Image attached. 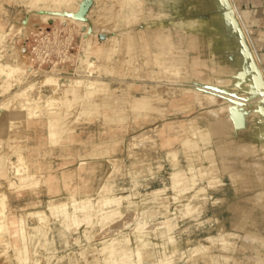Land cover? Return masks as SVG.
<instances>
[{
    "label": "rangeland",
    "instance_id": "1",
    "mask_svg": "<svg viewBox=\"0 0 264 264\" xmlns=\"http://www.w3.org/2000/svg\"><path fill=\"white\" fill-rule=\"evenodd\" d=\"M85 1L0 0V264H264V68L234 0Z\"/></svg>",
    "mask_w": 264,
    "mask_h": 264
},
{
    "label": "crops",
    "instance_id": "2",
    "mask_svg": "<svg viewBox=\"0 0 264 264\" xmlns=\"http://www.w3.org/2000/svg\"><path fill=\"white\" fill-rule=\"evenodd\" d=\"M264 68V0H234Z\"/></svg>",
    "mask_w": 264,
    "mask_h": 264
},
{
    "label": "bare ground",
    "instance_id": "3",
    "mask_svg": "<svg viewBox=\"0 0 264 264\" xmlns=\"http://www.w3.org/2000/svg\"><path fill=\"white\" fill-rule=\"evenodd\" d=\"M68 1H70V0H66L67 3H68ZM137 1H138V0H137ZM148 1H149V0H148ZM150 1H151V0H150ZM155 1H156V0H155ZM158 1H159V0H158ZM158 1H157V2H158ZM161 1H163V0H161ZM161 1H159V2H161ZM168 1H169V0H168ZM143 4H144V3H143ZM78 5H79V4H78ZM139 5H140V4H139ZM150 5H151V4H150ZM146 7H147V6H146ZM146 7H145V8H146ZM155 7H156V5H155ZM155 7H154V8H155ZM158 7H161V6H160V5H159V6L157 5L156 8H158ZM162 7H163V6H162ZM148 9H150V8H148ZM158 10H159V9H158ZM159 11H160V10H159ZM153 12H154V11H153ZM148 13H149V12H148ZM154 13H155V12H154ZM149 14H150V13H149ZM152 14H153V13H152ZM158 14H159V13H158ZM150 15H151V14H150ZM156 15H157V14H156ZM152 16H153V15H152ZM200 20H201V19H200ZM201 21H202V20H201ZM177 22H178V21H177ZM204 22H205V21H204ZM178 23H179V22H178ZM188 23H189V22H188ZM202 23H203V22H202ZM198 24H200V23H198ZM178 25L181 26L180 24H178ZM178 25H177V26H178ZM184 25H185V24H184ZM205 25H206V24H205ZM200 26H201V24H200ZM182 27H183V26H182ZM201 27H202V26H201ZM190 28H191V27H190ZM197 30H198V29H197ZM195 31H196V30H195ZM141 35H142V34H141ZM203 35H204V34H203ZM136 36H137V35H136ZM151 36H152V35H151ZM193 36H194V35H193ZM138 38H140V37H138ZM108 39H111V38L108 37ZM112 39H113V38H112ZM130 39H131V38H130ZM162 39H163V37H162ZM162 39H160V40H162ZM191 39H192V38H191ZM115 42H116V41H115ZM126 42H127V41H126ZM138 42H139V39H138ZM109 43H110V42H109ZM127 43H128V42H127ZM131 43H133V41H132ZM141 43H142V42H141ZM141 43H140V44H141ZM149 43H150V42H149ZM151 43H152V42H151ZM167 43H168L167 39L164 38V39L160 42V46L165 47V46H167ZM173 43H174V42H173ZM136 44H137V43H136ZM154 44H155V43H154ZM125 45H126V44H125ZM149 45H150V44H149ZM158 45H159V44H158ZM127 47H128V46H127ZM130 47H132V46H130ZM150 47H151V46H150ZM138 48H139V47H138ZM141 48H142V47H141ZM144 48H145V47H144ZM127 49H130V48H127ZM132 49H133V48H132ZM146 49H147V48H146ZM194 49H195V51L198 50L196 43H195V45H194ZM114 50H115V49H114ZM114 50H113V51H114ZM161 50H162V49H161ZM139 51H140V50H139ZM146 52H147V51H146ZM131 53H132V52H131ZM181 61H182V60H181ZM184 61H185V60H184ZM186 61H187V59H186ZM188 62H189V61H188ZM194 62H196V61H194ZM185 64H187V63H185ZM183 65H184V64H183ZM12 67H13V66H12ZM254 67H255V65H254ZM15 69H16V68H15ZM176 69H177V68H176ZM252 72H253V71H252ZM247 74L249 75V74H251V72H246V77H247V79H248V80H251V79H249V77L251 78V76H250V75L248 76ZM247 79H245V80L247 81ZM252 79H253V78H252ZM251 81H252V80H251ZM252 82H253V84H254L255 86H257V87H261V88H262V85H261V84H262V83H261V82H262V78H261V76H260L259 74H257V75L254 77V80H253ZM246 83H247V82H246ZM251 84H252V83H251ZM248 87H249V86H248ZM252 89H253V88H252ZM248 90L250 91L249 88H248ZM260 90H261V89H260ZM260 90H259V91H260ZM249 91H248V92H249ZM252 91H253V90H252ZM256 92H258V91H256ZM257 95H258V93H257ZM252 96H253V95H252ZM263 109H264V108H263ZM199 135H200V136H199L200 138H204V132H203V131H199ZM215 137H216V135H215ZM186 145H187L188 147H192V148H193V147L196 146V142L193 141V140H190V139H189V140L186 141ZM206 158L211 159V154H210L209 152L206 153ZM177 176H178V175H176V173H175V175H173L172 180H173L174 183H176V182L178 181ZM155 200H158V199L155 198ZM155 200H154V201H155ZM154 203H156V202H154ZM158 203H160V201H158ZM162 203H163V202H162ZM162 203H161V204H162ZM2 204H3V203H2ZM0 205H1V204H0ZM153 205H154V204H153ZM157 205H159V204H157ZM162 205H163V204H162ZM160 206H161V205H160ZM2 207H3V206H2ZM0 212H2V210H0ZM199 222H200V221H199ZM138 226H139V225H138ZM140 228H141V227H140ZM140 228H139V229L137 228V229L140 231ZM138 230H137V233H138ZM190 230H191V229H190ZM135 231H136V230H135ZM139 233H140V232H139ZM141 233H142V232H141ZM137 235H139V234H137ZM138 237H139V236H138ZM140 237H142V234H141ZM255 237H256V236H255ZM137 240H138V239H137ZM223 244H224V243H223ZM223 244H222V245H223ZM225 245H226V244H225ZM107 247H109V246H107ZM109 249H110V248H109ZM135 254H136V253H135ZM153 254H154V253H153ZM106 255H107V254H106ZM113 255H115V254H113ZM111 256H112V255H111ZM107 257H108V256H106V259H107ZM109 257H110V256H109ZM124 257H125V256H124ZM124 257H122V258H123V261H125L124 259H125L127 256H126L125 258H124ZM128 257H129V256H128ZM130 257H131V256H130ZM156 258H157V257H156ZM126 259H127V258H126ZM107 260L110 261V259H107ZM107 260H106V261H107ZM111 261H112V260H111ZM111 261H110V262H111ZM114 261H115V263H116V260H114ZM112 262H113V261H112ZM125 262H126V261H125ZM140 262H141V261H140ZM110 264H114V262H113V263H110ZM122 264H123V263H122ZM124 264H125V263H124ZM126 264H127V263H126Z\"/></svg>",
    "mask_w": 264,
    "mask_h": 264
},
{
    "label": "water",
    "instance_id": "4",
    "mask_svg": "<svg viewBox=\"0 0 264 264\" xmlns=\"http://www.w3.org/2000/svg\"><path fill=\"white\" fill-rule=\"evenodd\" d=\"M92 0H86L85 2H83L80 6L79 11L75 14V18L78 19H84L85 18V13L89 7V5L91 4Z\"/></svg>",
    "mask_w": 264,
    "mask_h": 264
}]
</instances>
